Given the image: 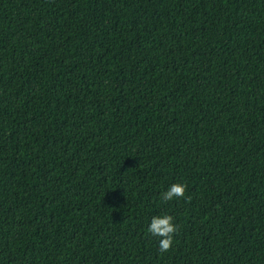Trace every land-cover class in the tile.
Wrapping results in <instances>:
<instances>
[{
	"label": "trees",
	"instance_id": "obj_1",
	"mask_svg": "<svg viewBox=\"0 0 264 264\" xmlns=\"http://www.w3.org/2000/svg\"><path fill=\"white\" fill-rule=\"evenodd\" d=\"M0 264H264V0H0Z\"/></svg>",
	"mask_w": 264,
	"mask_h": 264
},
{
	"label": "clouds",
	"instance_id": "obj_2",
	"mask_svg": "<svg viewBox=\"0 0 264 264\" xmlns=\"http://www.w3.org/2000/svg\"><path fill=\"white\" fill-rule=\"evenodd\" d=\"M186 185L181 183L172 184L169 189L162 193L164 202L178 198H183L186 193ZM174 218L171 215L154 216L148 228V232L159 240L161 252H167L173 245V236L178 231L177 226L173 223Z\"/></svg>",
	"mask_w": 264,
	"mask_h": 264
}]
</instances>
